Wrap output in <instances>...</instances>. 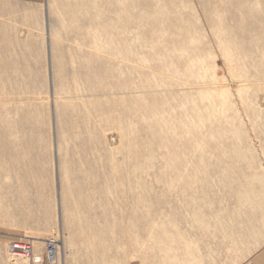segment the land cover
<instances>
[{"label":"rangeland","instance_id":"374dc122","mask_svg":"<svg viewBox=\"0 0 264 264\" xmlns=\"http://www.w3.org/2000/svg\"><path fill=\"white\" fill-rule=\"evenodd\" d=\"M170 42L173 97L153 60ZM17 238L58 241L62 264L261 246L264 0H0V264Z\"/></svg>","mask_w":264,"mask_h":264},{"label":"bare ground","instance_id":"6f19581e","mask_svg":"<svg viewBox=\"0 0 264 264\" xmlns=\"http://www.w3.org/2000/svg\"><path fill=\"white\" fill-rule=\"evenodd\" d=\"M210 19V18H209ZM211 21V20H210ZM212 23V22H211ZM218 45L220 47V49H223L225 47L224 44V40L223 37L225 36L224 33L222 32H218ZM204 39V38H203ZM214 40V39H213ZM212 40V41H213ZM211 41V40H210ZM215 41V40H214ZM212 43V42H211ZM212 45V44H211ZM218 50V48H216ZM195 51L198 53V55L194 58H190L189 61L186 64V69H185V75L186 77H190L192 78L195 74L193 71V67H196L197 69H201L203 67V63L205 62V59H201L200 55H202L205 51L204 47L199 48L198 46L195 47ZM225 54L224 55L227 59L230 60V62H242L243 59H240L241 56L238 55H234L233 53H231L229 50L225 49L224 50ZM222 54V52H221ZM157 57H154L153 60L158 63V68L160 69L159 72H157L156 74L160 75V79L157 81V85L158 88H161L160 91H164V94H170L172 97L175 96V91L178 90V83L177 81L179 80V78H181V73L180 71L176 68L177 66V58L175 57V49L172 45V43H168L165 46H161V50H158V53L156 54ZM221 56V55H220ZM205 57V56H204ZM226 59V60H227ZM140 74H142V72H140ZM143 76L146 78L149 75L148 74H143ZM161 76H163L161 78ZM258 80V79H257ZM260 80V79H259ZM247 82H250L248 80H244ZM243 81V82H244ZM255 81V80H254ZM181 83V82H180ZM187 84H189V80H186ZM211 83V82H210ZM144 84V83H143ZM149 84V83H148ZM200 83H198L199 85ZM183 85H185L183 83ZM202 85V84H201ZM205 85V84H204ZM250 85V84H249ZM201 87V86H200ZM204 87V86H203ZM207 87V86H206ZM205 87V88H206ZM209 88V87H208ZM163 89V90H162ZM249 89V87H248ZM207 90V89H206ZM202 91V90H201ZM200 91V92H201ZM205 91V90H204ZM152 92V91H151ZM155 93H159L156 91H154ZM153 92V93H154ZM199 92V93H200ZM240 92V91H239ZM185 95H189V93H186ZM174 99V98H173ZM172 100V99H171ZM168 104H170L168 102ZM178 105V104H177ZM176 106V105H175ZM207 109V108H206ZM186 110V109H185ZM199 110V109H198ZM158 112V111H157ZM187 112V111H186ZM189 115V114H188ZM169 116V115H167ZM163 117V116H162ZM184 124V123H183ZM183 127V126H182ZM15 173V172H14ZM33 181V180H32ZM22 182V180H21ZM34 186V185H33ZM74 199V198H73ZM33 212V211H32ZM26 219L30 220L33 219L32 214L30 212H28L26 214ZM87 219V218H86ZM97 233V232H96ZM30 239V238H29ZM35 240V239H32ZM37 241V240H35ZM43 241H39L37 242V246H39V244H41ZM9 251V250H8ZM8 254L10 255V253L8 252Z\"/></svg>","mask_w":264,"mask_h":264},{"label":"built area","instance_id":"2783aa9c","mask_svg":"<svg viewBox=\"0 0 264 264\" xmlns=\"http://www.w3.org/2000/svg\"><path fill=\"white\" fill-rule=\"evenodd\" d=\"M29 238L13 239L8 244L10 264H62L60 244L44 240L39 246Z\"/></svg>","mask_w":264,"mask_h":264},{"label":"crops","instance_id":"0c3cea01","mask_svg":"<svg viewBox=\"0 0 264 264\" xmlns=\"http://www.w3.org/2000/svg\"><path fill=\"white\" fill-rule=\"evenodd\" d=\"M234 246V250L237 251L238 249L243 253L242 251H244L245 245L241 246V244L237 243ZM217 264H264V243L240 260L232 259L223 262V260L219 259Z\"/></svg>","mask_w":264,"mask_h":264}]
</instances>
